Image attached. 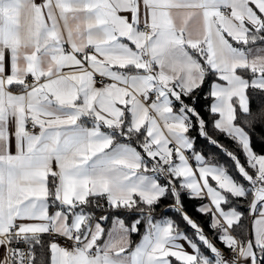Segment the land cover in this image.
I'll return each mask as SVG.
<instances>
[{"label":"snow or ice","instance_id":"snow-or-ice-1","mask_svg":"<svg viewBox=\"0 0 264 264\" xmlns=\"http://www.w3.org/2000/svg\"><path fill=\"white\" fill-rule=\"evenodd\" d=\"M257 128L264 0H0V264H264Z\"/></svg>","mask_w":264,"mask_h":264},{"label":"trees","instance_id":"trees-1","mask_svg":"<svg viewBox=\"0 0 264 264\" xmlns=\"http://www.w3.org/2000/svg\"><path fill=\"white\" fill-rule=\"evenodd\" d=\"M256 132H257V133H262V132H264V129L257 128V129H256ZM253 141H254V143L257 142V137H256L255 135L253 136ZM226 143H228V146H229L230 148L232 147V145H231L230 142H227V141H226ZM169 203H170L169 201H164V203L161 205V209H163V208H164L165 206H167ZM185 203H186V205H187V210H188L189 215H191V216H193V217H195V218H197V219H200L201 221L204 220V217L201 216V215H199L198 213H196V211L194 210V208L191 206L193 202L186 200ZM161 209H158V211H160ZM166 215L169 216V217L175 218V219H179V217H177V216L175 215V213H173V212H171V211L167 212ZM245 223L248 224V223H250V222H249V221H245ZM181 226L183 227V225H181ZM134 238H135V237H134ZM218 246H219V245H218Z\"/></svg>","mask_w":264,"mask_h":264}]
</instances>
